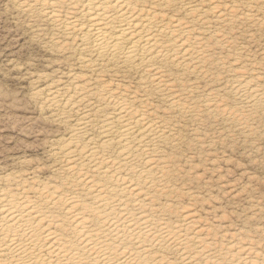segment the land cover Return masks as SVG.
I'll return each mask as SVG.
<instances>
[{"label": "rangeland", "instance_id": "obj_1", "mask_svg": "<svg viewBox=\"0 0 264 264\" xmlns=\"http://www.w3.org/2000/svg\"><path fill=\"white\" fill-rule=\"evenodd\" d=\"M263 2L165 0L157 7V14L180 19L191 36L205 44L199 49V73L172 64L162 66L169 74L167 84L178 94L180 106L171 108L143 66H116L102 56L83 64L84 56L75 46L77 36L65 29L67 21L75 20L76 29L84 30L93 13L87 8L97 0H0V179L7 185L18 175L33 178L35 186L50 182L59 192H67L64 162L53 150L68 136L69 128L53 119L50 109L42 105L44 94L38 91L59 82L65 99L74 92L71 74L87 88L120 86L113 93L146 96L152 107L136 106L151 107V114L171 129L160 159L165 166V192L150 194L164 223L174 227L180 213L190 211L201 219L204 235L220 252L237 237L264 252V111L236 116L241 121L224 111H245L231 89L236 79L258 78L264 88ZM192 3L202 10L218 5L222 17L211 11L202 23L186 13V5ZM139 4L152 7L147 0ZM50 10L60 13L62 21L50 20ZM211 92L218 99L216 108L208 110ZM75 118L72 114L68 119L70 125Z\"/></svg>", "mask_w": 264, "mask_h": 264}, {"label": "bare ground", "instance_id": "obj_2", "mask_svg": "<svg viewBox=\"0 0 264 264\" xmlns=\"http://www.w3.org/2000/svg\"><path fill=\"white\" fill-rule=\"evenodd\" d=\"M147 1L152 7L139 0H97L87 8L93 13L84 30L76 29L75 20L67 21L65 30L77 36L83 64L102 56L116 66H143L154 89L173 108L180 106L178 94L167 84L169 74L162 66L199 73V49L205 44L180 19L157 14L165 0ZM218 8L210 4L202 10L192 3L186 13L205 23L208 12L222 17ZM47 16L53 22L63 19L56 10ZM78 79L70 75L74 92L65 99L59 82L38 91L53 119L69 128L53 153L64 162L70 189L61 193L50 182L35 186L33 178L18 175L10 182L3 177L7 185L0 179V264H264V252L240 237L227 243L224 252L213 247L201 219L190 211L181 212L174 227L164 223L150 194L165 192L160 159L171 129L151 114L146 96L127 98L113 93L120 86L87 88ZM256 81H233L232 92L245 111L225 109L226 116L264 111V88ZM215 96L208 94V110L216 108ZM136 103L151 107L141 110ZM72 114L76 118L70 125Z\"/></svg>", "mask_w": 264, "mask_h": 264}]
</instances>
